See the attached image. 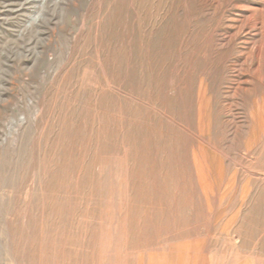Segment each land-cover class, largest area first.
I'll list each match as a JSON object with an SVG mask.
<instances>
[{
    "label": "rangeland",
    "instance_id": "374dc122",
    "mask_svg": "<svg viewBox=\"0 0 264 264\" xmlns=\"http://www.w3.org/2000/svg\"><path fill=\"white\" fill-rule=\"evenodd\" d=\"M0 264H264V0H0Z\"/></svg>",
    "mask_w": 264,
    "mask_h": 264
}]
</instances>
